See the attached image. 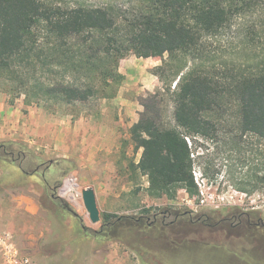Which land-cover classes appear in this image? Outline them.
Returning <instances> with one entry per match:
<instances>
[{"label":"rangeland","instance_id":"1","mask_svg":"<svg viewBox=\"0 0 264 264\" xmlns=\"http://www.w3.org/2000/svg\"><path fill=\"white\" fill-rule=\"evenodd\" d=\"M50 1L110 7L126 17L141 2ZM205 50L206 56L196 62L217 77L230 79L264 66V0L255 10L234 17L220 34L207 37ZM152 58L145 61L151 69L161 63ZM193 62L183 58L186 69ZM70 72L62 68L43 76L69 80L75 74ZM76 75L83 77L82 72ZM17 85L0 78V233L9 232L31 264H264V207L250 206L255 193V205L261 204L264 183L258 177L264 176V141L241 132L233 102L216 113L213 136L187 139L193 177L203 187L217 194H244L239 206L210 207L201 203L197 185L193 194L179 188L174 199L149 196L146 177L129 167L141 157L142 149L135 148L129 134L142 109L139 99L160 87L126 91L122 81L106 88L107 98L100 92L87 102L64 105L34 99L27 103ZM87 187L95 193L100 215L96 223L82 201L81 191ZM166 212L169 223L161 225ZM248 212H256V219L247 221ZM104 214H112L114 224L98 237L93 231L103 228ZM125 216L149 226L118 221ZM83 225L90 229L83 230ZM0 264H6L1 249Z\"/></svg>","mask_w":264,"mask_h":264},{"label":"trees","instance_id":"2","mask_svg":"<svg viewBox=\"0 0 264 264\" xmlns=\"http://www.w3.org/2000/svg\"><path fill=\"white\" fill-rule=\"evenodd\" d=\"M262 1L141 0L139 10L126 17L110 7L0 0V78L17 82L27 103L34 99L39 104L72 105L100 92L109 97L106 88L124 79L118 67L127 54L159 58L161 63L151 73L163 85L139 99L142 109L129 134L135 148L142 149L141 157L129 167L146 177L149 196L174 199L179 188L193 194L197 186L187 139L213 136L216 113L227 103L236 105L241 132L264 141V66L225 79L196 62L206 56L207 37L220 34L234 17L255 10ZM185 57L195 61L187 69ZM62 68L75 74L69 80L43 76ZM258 182L264 183V176ZM167 214L161 225L169 223ZM256 216L248 212L245 218L252 221ZM111 217L104 214L103 228L93 234L105 236L114 224ZM124 218L149 226L140 218L125 216L118 221ZM127 232H132L130 227Z\"/></svg>","mask_w":264,"mask_h":264},{"label":"built area","instance_id":"3","mask_svg":"<svg viewBox=\"0 0 264 264\" xmlns=\"http://www.w3.org/2000/svg\"><path fill=\"white\" fill-rule=\"evenodd\" d=\"M195 183L198 186V191L201 198V203L210 207H218L221 204L228 203L230 205L239 206L242 202L243 193L232 191L230 194H217L211 191L209 188L203 187L197 177L194 178ZM256 196L257 193L252 195V200H250L251 208H261L264 207V190L262 192V199L260 205H255L257 203ZM0 249L3 254L4 262L6 264H31L28 256L21 255L15 245L12 235L9 232L0 233Z\"/></svg>","mask_w":264,"mask_h":264},{"label":"crops","instance_id":"4","mask_svg":"<svg viewBox=\"0 0 264 264\" xmlns=\"http://www.w3.org/2000/svg\"><path fill=\"white\" fill-rule=\"evenodd\" d=\"M147 59L153 58H140L136 57L132 53H129L123 59H121L118 71L124 75L123 88L127 89L126 91H129L131 87L152 90L161 86L160 79L150 72L151 68L145 62ZM154 65H156V62ZM136 120L137 118H133V123Z\"/></svg>","mask_w":264,"mask_h":264},{"label":"water","instance_id":"5","mask_svg":"<svg viewBox=\"0 0 264 264\" xmlns=\"http://www.w3.org/2000/svg\"><path fill=\"white\" fill-rule=\"evenodd\" d=\"M82 201L84 204V207L88 213V217L92 223H96L100 220L99 210L97 208L96 204V198L94 190L91 187H87L85 189H82L81 191ZM66 204V203H65ZM65 208L72 212L74 215L77 216V213L68 205H65ZM83 230L90 229L89 226L83 225Z\"/></svg>","mask_w":264,"mask_h":264},{"label":"flooded vegetation","instance_id":"6","mask_svg":"<svg viewBox=\"0 0 264 264\" xmlns=\"http://www.w3.org/2000/svg\"><path fill=\"white\" fill-rule=\"evenodd\" d=\"M60 202H61L62 205L65 207L66 204H65L61 199H60Z\"/></svg>","mask_w":264,"mask_h":264},{"label":"bare ground","instance_id":"7","mask_svg":"<svg viewBox=\"0 0 264 264\" xmlns=\"http://www.w3.org/2000/svg\"><path fill=\"white\" fill-rule=\"evenodd\" d=\"M70 186V185H69Z\"/></svg>","mask_w":264,"mask_h":264}]
</instances>
